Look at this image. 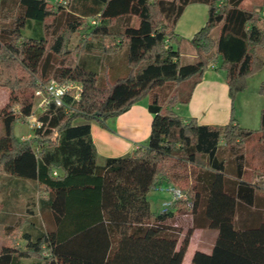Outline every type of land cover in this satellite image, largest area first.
I'll return each instance as SVG.
<instances>
[{
  "label": "trees",
  "instance_id": "obj_1",
  "mask_svg": "<svg viewBox=\"0 0 264 264\" xmlns=\"http://www.w3.org/2000/svg\"><path fill=\"white\" fill-rule=\"evenodd\" d=\"M244 1L0 0V90L9 94L0 109V176L34 182L45 196L40 223L31 217L11 228L0 264H183L194 230L181 240L173 211L152 212L149 195L164 186L188 196L190 210L171 205L190 211L194 229L218 232L212 251H197L192 264H264V180L255 183L264 176V108L252 131L237 123L234 106L264 68V17ZM192 4L207 6L208 20L186 42L195 61L183 64L176 27ZM34 26L40 30L26 37ZM89 38L101 54L82 60ZM218 64L230 123L185 121L174 112L177 89ZM52 81L80 83L81 98L66 95L65 107L52 104L38 117L33 138L17 139L15 125L28 123L36 92ZM144 99L154 117L148 146L98 166L91 126L75 121L107 127Z\"/></svg>",
  "mask_w": 264,
  "mask_h": 264
},
{
  "label": "crops",
  "instance_id": "obj_2",
  "mask_svg": "<svg viewBox=\"0 0 264 264\" xmlns=\"http://www.w3.org/2000/svg\"><path fill=\"white\" fill-rule=\"evenodd\" d=\"M207 20L208 8L203 4L189 5L179 20L176 27V36L177 41L182 42V61L184 58H187L190 62L195 61L196 56L193 51L182 46L187 45L184 43L191 40L205 26ZM173 47L175 48V46ZM219 66L220 64L210 66L202 78H194L180 86L177 94L178 103L174 107V112L178 116L185 121L196 119L203 126H226L230 123L232 102L226 83V72L220 70ZM255 77L250 80L253 81ZM263 82L264 79L257 82L258 88L255 93L251 94L246 91L238 98L240 108L239 112L237 111L235 115V119L243 129L257 131L260 128L264 97L260 95L259 88ZM153 118V115L149 112V100L144 99L120 117L108 120L106 123L107 127H102L97 122H87L82 119L75 121L74 124L76 126L85 124L91 126V136L97 151V164L98 166H104L108 159L128 157L139 148L147 147L151 135ZM24 136L20 140L25 141ZM259 180H264V176H257L255 183L259 182ZM169 189L170 186H164L160 190L162 196L159 192L149 195L151 210L152 197H165L168 199L167 202L170 201L168 204L165 202L163 211L165 207L174 203V197L171 192L163 193V191H169ZM259 196L261 205L258 211L264 213L263 187H261ZM169 209L173 212L178 210L172 209V207ZM191 217L193 219L191 229L194 231L183 264H192L193 257L197 251L210 253L218 236V232L215 230H207L202 227L194 229L195 218L193 215Z\"/></svg>",
  "mask_w": 264,
  "mask_h": 264
},
{
  "label": "rangeland",
  "instance_id": "obj_3",
  "mask_svg": "<svg viewBox=\"0 0 264 264\" xmlns=\"http://www.w3.org/2000/svg\"><path fill=\"white\" fill-rule=\"evenodd\" d=\"M46 1L49 3L50 6H56L57 3L60 2L61 0H46ZM242 8L253 9L257 13H259L264 10V0H245ZM38 30H40V28L37 26H34L31 29H27L25 31V36L32 37L34 35L33 33ZM83 35L84 34L82 33L74 35L70 42L69 49L74 50L78 46L80 40L84 38ZM173 46H175V48L177 49L176 42L173 44ZM182 47L189 48L188 45H183ZM100 50H101L100 41L94 38H89L87 42V46L85 48V54H83L82 60H88L89 57L93 56V54H101ZM183 53L185 54V52ZM120 59L121 57H118L112 60V63L120 64L122 61ZM182 62L183 64L192 63L187 58H184ZM255 76H254L255 79H253V81L250 79L254 77L248 80V88L246 91L250 92L251 94L255 93V91L257 90L258 88L257 82H259L261 79H264V68L260 70ZM179 88L177 89V94ZM260 88H259V92H260ZM240 95H238L234 105L235 115L237 111L239 112L240 103L238 98ZM8 101H9L8 92L5 90H0V109L3 108L8 103ZM34 105H36V102H34ZM36 114L39 117L41 115V112L38 111L36 112ZM2 134H3V124L0 122V137L2 136ZM34 134L35 131L30 129L28 123L26 124L17 123L15 125L14 135L16 136L17 139H20L22 136L25 135L24 140H28L33 138ZM0 180H1V187H0V254H1L3 247L9 245V240H10L9 235L10 233H12L10 231L11 228L15 227L16 229L18 227H21L20 225H22V222L26 224L24 225V227L22 226L21 229L25 228V226H27L28 223L27 220L31 219V217L37 218L39 221L40 202L42 198H45V196L42 190L39 189V186L34 182L16 181L14 179H10L5 176H0ZM157 192H159V194L162 196V192L160 191ZM165 192L170 193V191L168 190L163 191L164 194ZM167 200L168 199H166L165 197L163 198L152 197L151 203H152L153 213L162 212L165 202L167 204L170 202V201L167 202ZM170 207H172L171 204L165 207L164 211H169ZM192 220L193 219L191 217V213L187 209L179 208L177 211L173 212V218L171 219L170 224L182 230L183 234L181 236V240H183L187 232L192 228L193 226ZM18 242L21 246L25 244L22 238H20ZM21 262H22L21 264H31V261L28 260H23Z\"/></svg>",
  "mask_w": 264,
  "mask_h": 264
},
{
  "label": "built area",
  "instance_id": "obj_4",
  "mask_svg": "<svg viewBox=\"0 0 264 264\" xmlns=\"http://www.w3.org/2000/svg\"><path fill=\"white\" fill-rule=\"evenodd\" d=\"M264 17V10L259 12ZM98 24V20L90 21V25ZM82 85L78 82L69 81L60 84L56 81H52L49 84L42 85L41 88L36 92L34 105V112L28 120V124L31 130H36L42 127V123L38 120L36 112L44 113L47 109L55 104L57 107H65L64 98L70 94L76 100L81 98ZM58 176V172L54 173ZM169 191L174 195V202H187L189 210L193 208V204L190 202L188 196L180 191L170 188Z\"/></svg>",
  "mask_w": 264,
  "mask_h": 264
}]
</instances>
